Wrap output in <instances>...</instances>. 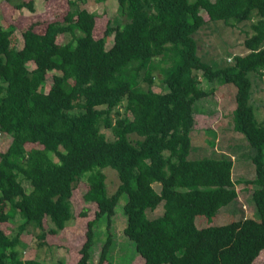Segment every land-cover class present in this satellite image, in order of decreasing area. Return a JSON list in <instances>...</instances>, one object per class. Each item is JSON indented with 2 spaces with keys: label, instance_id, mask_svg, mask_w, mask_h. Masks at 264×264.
I'll return each mask as SVG.
<instances>
[{
  "label": "trees",
  "instance_id": "trees-1",
  "mask_svg": "<svg viewBox=\"0 0 264 264\" xmlns=\"http://www.w3.org/2000/svg\"><path fill=\"white\" fill-rule=\"evenodd\" d=\"M87 1L69 0L64 15L40 23L44 32L38 21L31 23L22 32V48L14 43L16 26H0V137L10 138L0 150V223L17 215L24 220L10 234L0 224V264H48L25 257L21 237L35 230L44 245L49 234H59L79 214L87 216L73 209L81 182L86 187L80 200L97 210L78 264H90L96 225L105 217L109 233L98 264L108 260L110 229L124 194V233L145 264H253L264 252V121L250 103L248 73L264 77V0H118L121 21L114 25L110 19L103 36L95 34L98 14L84 7ZM15 5L36 11L34 0ZM253 12L258 19L245 39V54L221 67L200 56L195 35L208 22L236 27ZM158 69L164 91L153 89ZM49 72L54 74L47 90ZM201 76L237 88V128L254 149L251 179H234L235 161L228 154L191 157L195 103L210 94ZM106 168L120 180L113 193ZM242 182L256 186L252 199L259 218L199 228L196 217L233 204ZM162 200L163 214L145 219V210Z\"/></svg>",
  "mask_w": 264,
  "mask_h": 264
},
{
  "label": "rangeland",
  "instance_id": "rangeland-1",
  "mask_svg": "<svg viewBox=\"0 0 264 264\" xmlns=\"http://www.w3.org/2000/svg\"><path fill=\"white\" fill-rule=\"evenodd\" d=\"M0 0V26L9 28L15 25L14 43L18 48L24 45L22 32L30 26L31 23L38 21V30L45 31V25L39 27L42 23L54 20L55 16L64 15L69 8V0H34L35 12L27 7L19 9L16 3L21 0H12L14 3L1 2ZM84 7L98 14V23L95 34L103 36L108 21L118 24L119 15L118 0H88ZM254 13V12H253ZM205 17H209L205 12ZM258 19L254 13L251 19L238 23L236 27L223 22L222 20L210 21L195 35L199 44L200 56L209 63L216 66L228 64V58H234L237 54H245L248 50L245 46V39L253 34L252 24ZM235 23L236 21H231ZM114 34L107 37V47L113 44ZM65 38L58 40L62 43ZM28 66L35 67L33 62ZM167 65L163 62L162 67ZM53 74H47V90L53 83ZM155 83L153 89L164 91L163 77L161 70L154 71ZM252 80V90L250 103L252 104L259 122L264 121V77L256 75L255 72L248 73ZM203 86L209 90L210 94L195 103L196 107V125L191 133L193 149L191 157L199 158L204 156H219L228 154L234 158L233 177L234 179H251L255 176V164L252 161L254 149L247 143L245 135L237 128L235 117L236 91L237 88L231 83H225L220 79L208 82L202 78ZM147 87L148 83H144ZM122 116L125 115L121 108ZM104 132L109 138L113 137L112 131L104 128ZM9 136L0 137V150H6L9 146ZM107 182L109 192L113 193L119 185L117 171L112 168H106ZM27 189H30L29 182L23 180ZM86 187V182H81L73 197V209L79 214L81 211L87 212V216L80 214L76 220L69 224L63 231L57 235L49 234L47 244L40 245L35 230L25 231L22 235L23 241L27 244L24 256L27 258H39L48 264H78L81 257L80 247L86 237L87 224L90 219L95 217L97 205L93 203H84L81 201V195ZM155 187L160 190L161 184L155 183ZM256 186L242 182L237 185L239 189L238 199L230 206H225L216 215L196 217V224L199 228L223 225L231 220H237L243 216H253L259 218L255 211V203L252 194ZM127 195H122L117 207L116 215L113 218V224L110 232L114 242L109 249L108 260L104 264H145L143 256L138 252L136 244L125 233L124 228L127 223V215L124 211ZM75 206V207H74ZM152 210L149 206L143 216L145 219H154L164 212V200L160 201ZM6 209V208H5ZM142 216V217H143ZM24 220L20 215L10 218L8 221H2L0 224L7 233H14L17 225ZM109 229L107 228V218L100 220L96 225L95 243L91 249L90 264H98L103 252V245L107 239ZM255 264H264V252L258 257ZM253 263V264H254Z\"/></svg>",
  "mask_w": 264,
  "mask_h": 264
}]
</instances>
